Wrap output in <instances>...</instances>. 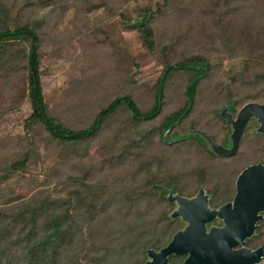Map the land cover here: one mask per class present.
<instances>
[{
	"label": "trees",
	"instance_id": "obj_1",
	"mask_svg": "<svg viewBox=\"0 0 264 264\" xmlns=\"http://www.w3.org/2000/svg\"><path fill=\"white\" fill-rule=\"evenodd\" d=\"M129 1L22 0L15 9L0 0V74L8 77L12 63L23 64L20 97L26 98L30 107L24 121L28 144H33L39 130L62 148L89 144L120 110L135 128L162 116L170 91L179 89L183 98L156 127L135 134L121 153L100 160L99 172L107 170L105 182L97 179L95 170H82L59 182L58 186L67 183L64 196L43 189L29 198L6 197L0 204V264H100L112 256L131 257L138 246L139 257H144L139 264H146L148 251L159 252L181 230V219L168 211L177 204L171 198L191 200L203 191L208 208L219 210L232 203L238 175L251 165H264V134L259 127L254 140L244 139L249 121H257L254 117L245 125L232 156L219 155L213 149V145L224 151L232 148V126L224 115L234 119L240 108L251 102L264 106V0H162L153 8L139 10V16L149 14L139 28L129 27L130 22L120 13ZM74 4L81 5L83 13L103 8L110 17L120 16L128 30L137 32L142 49L162 66L159 77L148 87L152 97L148 108H140L129 94L116 95L100 106L83 128L67 126L51 113L41 68L45 27L53 13L58 18ZM36 9L48 11L24 19V13ZM213 55L240 62L219 72ZM154 137L165 154L155 164L137 166L133 173L139 175L143 169L144 181L133 175L136 181L129 178L125 187L128 175L115 178L112 169L123 167L124 157H132V148L141 151ZM169 155L176 160L185 157V175L181 170L174 176L161 174ZM198 155L203 156L199 163L194 160ZM29 156L27 152L1 168L0 182L22 172ZM186 184L187 188L182 187ZM205 185L211 189L206 190ZM261 214L256 232L246 240L245 246L252 250L264 244V211ZM84 227L98 231L91 242ZM143 232L146 239L137 238ZM255 240H263V244L255 245ZM183 257L171 255L168 264H182Z\"/></svg>",
	"mask_w": 264,
	"mask_h": 264
},
{
	"label": "rangeland",
	"instance_id": "obj_2",
	"mask_svg": "<svg viewBox=\"0 0 264 264\" xmlns=\"http://www.w3.org/2000/svg\"><path fill=\"white\" fill-rule=\"evenodd\" d=\"M2 1L15 9L22 3V0ZM161 1L130 0L120 9V13L132 23L143 17L139 16L140 9L153 8L155 3ZM47 11L48 9L27 11L23 17L34 19ZM51 16L49 26L45 27L41 53L44 97L51 113L67 126L83 128L88 125L99 107L107 104L116 95H131L142 109L150 106L152 97L148 87L159 77L162 66L142 49L137 32L128 30L120 16L110 17L104 13L103 8L83 13V7L78 4H74L58 18L55 13ZM212 62L218 65V71L222 72L230 67H237L240 60L213 55ZM12 65L10 76L0 74V169L27 152H30V156L22 172L15 173L7 182H0L1 205L8 196L24 199L43 189L53 196H64V190L68 188L67 183L58 186L59 182H64L68 175H79L82 170H95V173L98 172L97 179L105 182L107 170L99 172L100 160L111 154L121 153L124 145L129 144L135 134L156 127L160 118L178 108L183 99L179 89L170 91L162 116L152 122L141 123L135 128L127 122V113L120 110L101 134L89 144L62 148L45 132L39 130L30 145L24 131V121L30 114V107L27 99L20 97L25 71L20 62H14ZM259 125L258 121H249L245 129V141L255 139V130ZM131 150L132 157H124L123 167L112 169L115 178L128 175L125 187L128 179L134 180V176L144 181L146 175L143 169L139 175H134L137 173V166L151 162L155 164L165 154L157 137L152 139L151 145L148 144L141 151L133 148ZM134 153L137 158H134ZM173 158V155H169L170 160L161 174L174 176L181 170L185 175L186 163L182 161L185 157L182 156L178 160ZM198 158L194 160L199 163L203 156L198 155ZM112 179L111 175L110 180H106L108 185ZM187 185L182 187L187 188ZM205 189L209 190L211 186L205 185ZM166 208L168 209V206ZM177 209L178 204L173 203L168 211L175 212ZM181 220L179 224L183 230L187 223ZM221 224V220L215 219L207 225V230L211 227L219 228ZM83 230L89 237V242L91 237L98 235L97 230H88L86 227ZM147 236L143 232L137 238L146 239ZM255 241V245L263 244V240ZM252 245L253 243L250 244ZM139 250L138 246L136 253L131 257L128 254L112 256L100 264H139L144 259L139 257ZM145 258L147 262L150 261L148 255ZM258 264H264V260Z\"/></svg>",
	"mask_w": 264,
	"mask_h": 264
},
{
	"label": "water",
	"instance_id": "obj_3",
	"mask_svg": "<svg viewBox=\"0 0 264 264\" xmlns=\"http://www.w3.org/2000/svg\"><path fill=\"white\" fill-rule=\"evenodd\" d=\"M148 17L145 14L128 26L142 27ZM224 116L232 126V148L224 151L213 145L219 155L232 156L238 150L243 129L252 117L260 124L258 131L264 134V106L260 103L245 104L234 119L228 114ZM170 200L178 204L174 217H180L187 226L159 252L148 251L150 261L146 264H168L171 255L186 256L182 264H258L264 260V244L254 250L245 247L264 211V165L245 168L236 179L232 203L219 210L208 208L203 191L195 199L175 196ZM215 219L221 220L223 226L207 230Z\"/></svg>",
	"mask_w": 264,
	"mask_h": 264
},
{
	"label": "flooded vegetation",
	"instance_id": "obj_4",
	"mask_svg": "<svg viewBox=\"0 0 264 264\" xmlns=\"http://www.w3.org/2000/svg\"><path fill=\"white\" fill-rule=\"evenodd\" d=\"M262 215V214H261ZM223 226V222H222V224H221V227ZM221 227H219V228H221ZM207 228V227H206ZM256 232V229H255V231H254V233ZM254 235V234H253ZM252 235V236H253ZM245 244H246V241H245ZM246 247V246H245ZM247 248V247H246ZM249 249V248H248ZM185 258H186V256H184V260H185Z\"/></svg>",
	"mask_w": 264,
	"mask_h": 264
}]
</instances>
